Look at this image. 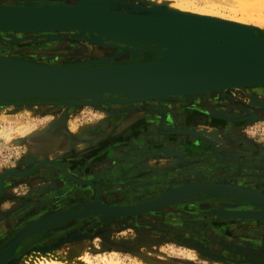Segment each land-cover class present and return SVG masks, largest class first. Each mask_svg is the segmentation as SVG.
Masks as SVG:
<instances>
[{
	"label": "rangeland",
	"instance_id": "374dc122",
	"mask_svg": "<svg viewBox=\"0 0 264 264\" xmlns=\"http://www.w3.org/2000/svg\"><path fill=\"white\" fill-rule=\"evenodd\" d=\"M122 1L146 4L147 0ZM182 1L194 2L200 7L207 5L215 6L217 11L222 14V16L227 18L235 15L236 5L238 4L236 0ZM239 15L240 14L237 12L236 17H239ZM257 22L262 28L259 33L264 34V17L259 19ZM41 36L42 35H30L16 37L24 38ZM78 42L79 41L73 38H63L61 40L45 39L43 41H25L14 47L18 48V50L12 49L13 52L9 55L13 58H24L21 56L30 57L29 60L33 62L45 61L44 56H46L48 59H52V64L63 62L68 65H72L76 62V64L82 63L81 61H84L85 59L90 61L89 58L93 59L94 57H97L93 55L84 57L80 55L71 56L73 52L72 47ZM4 45L5 46L0 45V48H11L7 44ZM54 48L58 49L50 50ZM49 52H57V54L50 56L47 55ZM102 55L103 53L100 52V55L98 56ZM145 55L149 57L148 52L145 53ZM37 56H40V58ZM67 56L71 57L66 58ZM59 57H65L66 60L65 58H63L65 61L60 60L58 59ZM42 58L44 59L42 60ZM109 58H112V60L117 63H124L128 59L125 54L113 55ZM25 102L27 103H24L19 107H14L13 103L15 102H6L10 104L0 107V174L4 173L5 175L7 172L11 173V177L5 175V180H7V182L5 184V189H3L2 192L0 191V208L6 212V217H11L10 219L12 223L14 221L12 226H4L6 227V230L3 229L5 230V233L0 239V247H2L3 243L10 238L13 231H16L28 220L33 218L36 219L39 210H37L35 216H31L30 218H27L26 216L27 219H20V217H22L21 215H28V213L32 210V208L28 209L29 206H33V208L36 207V209L39 207L37 204L39 199H35L34 201L31 200L32 198H36V195L33 196L34 193H37L38 195L50 194V197L53 198V200L63 202V207L68 204L67 202H64L63 197L70 194L71 188L69 189L63 187L65 183L57 180L60 177V173L64 175L60 169H53L45 165H37V167L33 169V174L31 172L29 175H22L23 177H20L17 174L18 170L22 172L30 170L34 163L31 162L33 158L30 159L29 156L41 155L44 158L49 157L54 160L64 161V158L60 155L63 151L68 150L73 153L71 156L72 161L70 160L72 164L75 165L73 167L76 171H80L82 167V160L79 159V156L80 150L82 146H84V143L81 142L86 140L85 138H81L83 137L82 134L84 133V130H86L85 132L88 134L91 127L99 125L102 117L106 115V113L96 105H87L78 109L74 107L69 108V114L71 115L68 114L69 116H66L69 118V122L67 121L68 123L66 122V125L61 122L58 124V128L67 129L68 132L60 131L56 140L47 144L48 140L42 141V135L47 134L49 130L48 123L51 118H56L57 116L55 115L59 114V112L55 111V108H57L58 105H54V107L53 105H50L44 107L43 109H37L38 107L35 106L31 108L30 103H28H34L37 102V100H29ZM199 103L200 102L197 103V106H199ZM262 103L263 102L259 104H244L239 102L235 104L228 103L229 105H226L229 106V110L227 111L229 116L227 118L218 117L215 115V112H210L208 114H204V121H202V123L195 120L191 121L190 127H179L174 129L169 135H165L166 132H169L167 130L169 127L165 126L160 129L159 136L163 138L170 136L175 138L180 137V139L183 138L188 142L189 147H198L196 149L207 151L210 149V145L207 144V141H209L207 138H209L212 133L217 131L219 138L212 135L211 143L214 146L215 152L217 151V148L220 152H223L220 153V155L228 161L230 166L227 167L222 165L220 160L213 156L210 157L205 155L195 159L194 161L202 159L207 160L208 162L216 160L221 164L220 166L214 165V167L210 170H207V172H209V174H207V179H209V181L233 182V179L235 178L233 183H241L245 185L250 184L252 185V188L259 190L262 189V191H264V104ZM25 106H28L27 109ZM162 106L164 107V105ZM59 109H62V107H59ZM106 109L108 108H105V110ZM132 112L133 111H126L125 113H120H123L125 114L124 116H126ZM157 116H159L160 119L164 117L162 112L157 114L156 117ZM241 116L245 117L243 118ZM172 117L173 116L170 115L167 116L163 120V123ZM234 117L235 119H233ZM237 117L240 119H237ZM117 118L122 117H116V119ZM149 122L150 121L144 120H140L139 122V126L146 125V134L149 132ZM199 123L201 124L200 126L194 127V125H199ZM119 125L120 124L118 122H115L114 126L111 125V129L114 128L115 136L109 142L101 145L94 144L89 147V150H95L92 154L102 152L104 150L111 152L112 157H116V159H118L119 154L125 156L132 155L130 150L133 149V151L137 150L138 154H143V156H145L144 159L138 158L137 163L134 164H131L133 161L132 159L129 160V163L134 167L140 168L146 164H149L150 166L152 164H160L159 161H161L164 157L155 154L151 158H146V156L149 155L147 151L140 150L142 149L140 148V145H133L136 141L134 138L135 136H120V133H125L127 128L116 129L115 127ZM129 125L135 126V124L132 123ZM38 132H40V134L36 135ZM187 132H191L190 134L192 135L196 134L197 137H194V135L191 136L182 134ZM68 134H70L72 139L66 136ZM83 135H85V133ZM189 138H191V140ZM202 139L205 141H202ZM159 146H163V144H154L153 147L158 150L160 148ZM43 147L45 148L43 149ZM171 147L176 148L178 146L176 143H173ZM157 154H160V152ZM100 157L101 156L98 158ZM138 157H140V155H138ZM40 158L41 157H38L36 161L40 160ZM194 161L181 163L177 168L170 171L168 168H165L163 171L158 169L154 170L151 166V169H146L140 173L141 182L137 183H134L136 180L133 179L132 175H126L124 180L119 177H106L102 179L103 183H97L101 185H99L100 188L97 189L94 194L96 195L99 193L100 198L97 200L109 204L107 203L108 201L103 198L102 191L103 189H106L104 193L111 191V187H113L111 185H115L118 187L115 192L120 194L123 193V196H121L118 201L111 200V203H127L139 201L141 199L144 200L145 198L151 196L149 194L155 195L154 193L157 194V192L162 190H157L153 182L158 180L157 177L159 175H167L169 173L170 175L178 173V180H180L178 182L180 183H196V181L200 180H196L198 173L202 174L205 166H190V164ZM124 163V161L121 162V164ZM244 163H247V169L244 170L241 168L239 176L232 175L234 170H236L239 165H243ZM190 167L198 168H195L193 174H184L186 173L187 168ZM59 170L60 173H57ZM117 170L124 171V167L120 166ZM212 171L217 172V175L210 174ZM46 173H48V175ZM107 174H111V172H108ZM35 175L41 177H36ZM168 177L169 176H165L164 178ZM47 179L56 180L53 181L55 184L52 183V185H50ZM35 182L38 183L37 187L34 188V193L29 194V187L31 186V183ZM120 183L121 185H118ZM146 184H148L147 187L145 186ZM42 185L44 188L41 189ZM74 185V182L70 183L71 187ZM140 186H145V191H142L144 189ZM75 188L83 189L82 191H86V193L83 196L81 194L73 195V197L67 199L72 202L70 204L77 203L76 205H78L79 203L84 202L85 200H90L91 197H94L92 192H88L91 188L89 186L76 185L73 189ZM131 189L132 191H130ZM94 191L95 190H93V192ZM127 194L135 195V200L123 199ZM195 196L202 198L192 201L189 205H172L161 209V211H153L147 216L139 218L122 216L114 217L111 218V224H107L106 221L97 223V218L84 220L86 218L81 217L75 219L74 221H68L59 225V227H56L57 229L54 228L52 232L66 228L67 232L70 233L66 237V240L74 238L73 248L79 251L78 254H82L84 252L89 254L90 258L94 262H97V264H107V262H110L111 264H116V262H118L117 264H234L237 261H247L251 262V264H264V220L245 219L236 221L230 218H223L222 214L224 210L234 207H244V205L240 203L237 204V202H235L236 199H220L213 193H206V196L203 193H198ZM34 202L35 205H32ZM40 207L43 206L40 205ZM220 208H222L223 211ZM214 210L219 211L221 214L216 215L211 212ZM10 219L5 222L10 221ZM15 223H17L16 226H14ZM107 226H109L108 230ZM142 236L143 238H141ZM33 241L28 240V238L24 241L21 240L17 250L14 253H11L4 264H14V262L18 259L20 251L24 248L27 249ZM1 251L2 249L0 248V252ZM116 254V257L118 258L111 260L110 257ZM103 255H108L106 261H104L105 263H102L101 261ZM71 258V256L69 258L66 257V261L64 263L66 264L68 262L67 264H72L70 261H73L74 259Z\"/></svg>",
	"mask_w": 264,
	"mask_h": 264
},
{
	"label": "bare ground",
	"instance_id": "6f19581e",
	"mask_svg": "<svg viewBox=\"0 0 264 264\" xmlns=\"http://www.w3.org/2000/svg\"><path fill=\"white\" fill-rule=\"evenodd\" d=\"M26 1H30L32 2V4L33 3L36 4L31 6H39L44 8L56 4L69 5L68 4L69 0H0V4L7 6H22V4L23 5L26 4ZM236 1L238 2V4L236 5L235 15L233 17L227 18L222 16V14H220L217 11L215 6L207 5L200 7L194 2H185L182 0H147L146 4H140L136 2L134 3V2L122 1V0H77L76 2L81 4L77 7H74L77 9H71V8H63V9L68 11V14L79 12V14L77 15L88 14V15L104 16V17H106L107 15L111 17V21L115 22L117 24V27L120 28L121 31H97V30H85V29L29 31V30H19V29H0V45L5 46L4 44H7L8 46L11 47V48H7V47L0 48V57L11 60H17V61H25L28 63L39 64V65L44 64V65H55V66H85V67L117 66L121 64L130 66L137 63H154V62H150L152 61V59H155L158 62H170L171 60L186 61L190 57H193V55H196L198 52L208 49L213 45L217 44L218 41L216 37L221 35V33L228 34L232 32H240L241 34L247 36L254 34L255 36L264 37L263 33H259V31L262 28L259 26L260 24L257 22L259 19L264 17V0H236ZM114 12H118V13H114ZM124 12H126L125 15H122L121 13ZM237 12L240 14L239 17H236ZM0 15H6V14L0 13ZM12 15L13 17H16L19 16L20 14L19 12L15 11ZM123 30L125 31L127 30L128 32H125ZM130 30H132V33H129ZM134 31L137 33H133ZM2 33H8V35H11V37L9 38L12 39H4L1 35ZM158 33H159L158 38L160 37V39L156 38V35ZM52 34L79 35L75 39L79 42L76 45H73L72 47L73 52L71 56L80 55L84 57L88 55L90 56L93 55L97 57H94L93 59L89 58L90 61L88 59H85L84 61H81L82 63L79 64H76L77 63L76 62L72 65H63V64L49 63L52 60L48 59L46 56H44L45 59L42 58V60L44 59L45 61H40L41 62L40 63L38 61L37 62L30 61L29 60L30 57L21 56L24 57L25 59L13 58L11 57V55H9L13 52V50H18V48H14V47L20 45V43H18L20 40H24L25 42V40L27 41L28 39L34 38V37L17 38L16 36L42 35L41 37L45 38L43 36L52 35ZM141 34L154 36L155 38L154 42H151L150 40H146L140 37L139 35ZM158 49L161 50L163 54L157 51ZM100 52L103 53L102 56H98L100 55ZM147 52L149 53V57L145 55V53ZM123 54L127 55V57L132 54L135 58L131 59L128 57V59L124 63H120L119 61H118L119 63H117L113 61L112 58L111 59L109 58L113 55H123ZM71 56H67V58H70ZM37 57L40 58V56ZM200 59H205V58H200ZM32 78H33L32 76L27 75L26 80L23 81L24 83L23 87H27L28 85L27 83H29V81L32 80ZM38 78H36L35 80H38ZM86 80H89V78L84 79V81ZM91 80H93L96 83V85L100 86V88L102 87V89L93 91L92 95L90 96L73 97L71 98V100L70 98H64V97L38 98L34 96H28V97L26 96V97H20L19 99L5 98L0 101V107L10 104L6 102H15L13 103L14 107H19L22 106V104L27 103L25 101H29L32 99L37 100V102L34 103L28 102L30 103L31 108L35 106L38 107L37 109H41V108L43 109L46 106L53 105L54 107V105H58V107L55 108L56 109L55 111L59 112V114L55 115L57 116L56 118H51V120L48 123L49 130L47 134L42 135L43 138L42 141L48 140L47 144L54 142L60 131L68 132L67 129L58 128V124L61 122L62 124L66 125V122L69 120V118L66 117L70 112L69 108L74 107L78 109L87 105H94V106L96 105L98 108H100L102 111L106 113V115H104L103 117L101 116L102 119L100 120L99 125L92 126L88 134L85 132L86 130H84L85 135H83L84 133L82 134L83 137L81 138H85L86 140L81 142L84 143L83 144L84 146H82L79 156L80 157L79 159L82 160L81 163L82 167L80 171H76L75 168L73 167L75 166L71 162L72 161L71 156L73 155V153L68 150L63 151L62 154L60 155L64 158V161L54 160L49 157L44 158L41 155L29 156L30 159L33 158L31 162L34 163L33 166H35V168L37 167V165L38 166L45 165L51 167L50 164H55L60 166L64 171V175H62L59 170V172L57 173H60L59 174L60 177L57 180H60L61 182L65 183L63 187L69 189L71 188V190L68 196L63 197L64 202L68 203L64 207L62 206L63 202L58 200H53V198L50 197V194L36 195L35 199H39V201L37 202L39 207L36 209L35 207L33 208V206H29L28 209L32 208V210L28 213V215L20 214L22 216V217L19 216L20 219L23 218L22 220H24L27 219L28 217L30 218L31 216H35L37 210H39L36 219L33 218L35 220L33 219L28 220L26 223L23 224L25 225L23 228L29 226L28 228H26L27 231H33V230L36 231L37 229L39 230L41 228H45V229L40 231L38 237L34 239V241L27 249L24 248L23 250L20 251L18 259L16 262H14V264H65L64 262L66 261V257L69 258L70 256L72 257L71 259H74L73 261H70L72 262V264H97V262H94L90 258L89 254L85 252L82 254H78L79 251L73 248L74 238L66 240V237L70 234L67 232L66 228L52 232L54 228L56 227L58 228L59 225L63 223L78 219L73 216L75 215V211H72V209L70 210L67 207L69 203H71L67 199L73 197V195L81 194L83 196L86 193V191H82L83 189H76V188L73 189L74 186L83 185V186L91 187L88 192H92L94 197H91L90 200H85L84 202L81 203L85 212H89L91 214L101 212L99 210L101 209L100 208L101 206L119 204L114 202L111 204H106L103 203V201L101 202L97 200L100 198L99 193L96 195L94 193L96 192L97 189L100 188L99 185H101L97 183H103L102 179L106 177H111V178L119 177L124 180L126 175L129 176L132 175L133 179L136 180L134 181V183H137V182H141L140 173L146 169H151V166L153 167L154 170L158 169L160 171H163L165 168H168L169 170H173L174 168H177L178 165H180L181 163H189L201 156L208 155V150L203 151L202 149L201 150L196 149L198 147L191 148L189 147L188 142L185 141L183 138L180 139V137L175 138L173 136L163 138L159 136V131L161 128L168 126L169 128L167 130L169 132L166 133L163 132V133H165V135H169L170 133H172L174 129H177L179 127H184V126L190 127L191 121L195 120L202 123V121H204L203 118L204 114H208L210 112H215V115H217L218 117L227 118L229 116L227 112L229 110V106H226L229 105L228 103L235 104L239 102L244 104L245 103L259 104L263 102L262 104H264V82L262 81L257 83L231 85L217 89H207V90L194 91V92H180V93L156 95L151 97H138L137 94H139V92L149 91L152 88L153 84L157 86L156 84L157 82H151V81L144 82L143 84L133 89L132 91L125 92L126 94L125 93L114 94L111 92V89L105 88L107 84L105 83L102 74L100 73L96 74L94 77L91 78ZM58 83L67 84V87L69 86L68 85L69 82L65 80H59ZM71 83L79 84L80 82L77 80V81H71ZM109 85H111V83H109ZM21 86L22 84L20 79L15 75L0 76V90L3 89L9 92H14L18 89V87ZM91 90L92 89H90V91ZM127 95L130 98L129 97L127 98L126 97ZM91 100L92 102H90L91 104H89V101ZM198 102H200L199 106H197ZM162 105H164V107ZM25 107L27 109L28 106ZM59 107H62V109L64 110L59 109ZM105 108H108L110 112L108 109L105 110ZM126 111H133V112L129 113L126 116H124L125 114L120 113V112L125 113ZM160 112H162L164 115L163 118L161 117L162 119H160L159 116L156 117V115L159 114ZM169 115L173 117L166 120V122L163 123V120ZM116 117H122V118L116 119ZM241 117L244 118L245 116H241ZM233 119H235V117ZM237 119L240 118L237 117ZM140 120L150 121L148 123L149 132L147 134L145 132L146 125L139 126ZM115 122H118L120 124L119 126L115 127L116 129L127 128L125 133H120V136H129V137L132 135L135 136L134 138L136 141L135 143H133L134 146L140 145L141 146L140 148L145 149V148H155L153 147L154 144H163L162 146L164 148L163 151L160 152V154L156 153V155L164 157L161 161H159L160 164L159 163H158L159 165L152 164L151 166L149 164H146L140 168L134 167L131 164L137 163L138 158L140 159L145 158L143 154H138L137 150L133 151L132 155H128V156L119 154L118 159H116V157H112L111 152L104 150L102 152L92 154L93 152H95V150H89L90 146L94 144H99V145L105 144L109 142L112 138H114L115 132H114V128L111 129V125L114 126ZM131 123L135 124V126L129 125ZM200 123L199 125H194V127L200 126L201 125ZM190 133L187 132L182 134L191 135V136L194 135V137H197L196 134L192 135ZM39 134L40 132L36 133V135ZM212 135L219 138L217 131H215V133H212ZM212 135H210V137L207 138V140H209L210 142H212L211 141ZM66 136L72 139L70 134ZM189 139L191 140V138ZM173 143H176L178 147L172 148L171 146L173 145ZM44 148L45 147H43V149ZM192 149H194L195 151ZM216 152L218 154L223 153L220 152L218 148ZM147 153L149 155L146 156V158H151L155 155V154H151L150 152ZM91 154L93 155V157ZM138 155H140V157H138ZM99 156L101 157L98 158ZM38 157L41 158L40 160L36 161ZM131 159L133 161L130 164L129 160ZM122 161H124L125 163L121 164ZM220 162L222 163V165H225L227 167L230 166L228 161L225 160L224 158H220ZM191 165L205 166V168L203 169V173L202 174L198 173V176L196 177V180L200 179L199 181L196 182L201 183L200 186L204 188L206 186L213 187L214 185H219L220 190H224L226 188L230 189L234 187H238V188L241 187L252 191L255 190V192L257 191L264 195V191H262V189L259 190L252 188V185L250 184H246L248 185L246 186L245 184H241V183H233L235 181V178L233 179V182L212 181V180L209 181V179H207L208 177L206 174L207 170H210L212 167H214V165L216 166L221 165L216 160L209 163L207 160L199 159L192 162L190 166ZM120 166L124 167V171L117 170L118 167ZM246 166L247 163L246 164L244 163L243 165H239L236 168V170H234L232 175L239 176L241 168H244ZM17 172L18 174H21L20 170H18ZM108 172H111V174H107ZM46 174L48 175V173ZM165 176H169V177L164 178ZM36 177H41V176H36ZM157 179L158 180L153 182V184L156 186L157 190L162 189L160 193L165 192L170 187H174L172 185L176 186L178 184H181L180 182H178L180 181L178 180L179 179L178 173L172 175H170V173L167 175H159ZM47 180L50 185H52V183L55 184V182L53 181H56L49 179ZM5 182L6 180L4 181L0 180V187L2 190L5 187ZM71 182L75 183L73 187L70 186ZM118 185H121V183ZM111 186H113L111 187V191H107L105 193L104 191L106 189H103L102 191V196L106 201H108L107 203H109L111 200L118 201L120 200V197L123 196L122 195L123 193L120 194L115 192L118 187H116L115 185H111ZM42 188H44L43 185L41 186V189ZM31 190H34V188H32ZM93 190L95 191L93 192ZM181 190H182L181 192H184L185 190H187V188L182 187ZM32 193L33 192L29 194ZM207 194H209V192H207ZM149 195H153V194H149ZM135 197L136 196L133 194H127L126 197L123 199L135 200ZM223 197L234 198L236 199V201H238V198L236 197H229V196H223ZM127 201H133V200H127ZM139 201H143V199ZM135 202L137 201L127 202V203L131 204ZM100 204H104V205H100ZM40 205H42L43 207H40ZM163 206L164 205H161L159 207H163ZM167 207L168 206H164L161 209ZM256 208H260V207H256ZM249 209H245V210L247 211ZM64 210H66L67 213L64 214ZM238 210H243V209H226V213L228 212L231 213L233 211L235 213V211ZM80 211H82L81 208ZM237 213H242V211L240 212L238 211ZM63 214L68 216L66 217L67 219L64 222L50 225L54 223L58 218L63 217L64 216ZM105 221L107 222V224L112 223L111 219ZM23 225H21L18 229H20ZM109 226H107V230L109 229ZM141 238H143V236ZM8 242H10V239L1 247L2 251L0 252V264H4L5 261L8 259V257L11 255V253H14L20 245V240H19V242L14 247L12 246L13 250L11 251L12 248H10L9 249L10 253L9 252L7 253L6 250L8 249V246L11 244V242L10 244ZM116 256L117 254L114 256L112 255L110 257L111 260L114 258H118ZM107 257L108 255L102 256L101 258L102 263H105L104 261H106ZM117 263L118 262H116V264ZM236 263L251 264V262L242 263L238 261ZM107 264H111V263L107 262Z\"/></svg>",
	"mask_w": 264,
	"mask_h": 264
},
{
	"label": "water",
	"instance_id": "95a60500",
	"mask_svg": "<svg viewBox=\"0 0 264 264\" xmlns=\"http://www.w3.org/2000/svg\"><path fill=\"white\" fill-rule=\"evenodd\" d=\"M76 1L77 0H69V5L56 4L47 6L45 8L39 6H31L36 4H32V2L30 1H26V4H22V6H7L0 4V13L7 15H0V29H19L29 31L66 29L121 31V29L117 27V24L111 21V17L107 15L106 17L88 14L77 15L79 14V12L68 14V11L63 9H77L74 7H77L81 4ZM28 2L31 4H29ZM15 11L19 12L20 15L13 17L12 14ZM125 13L126 12L121 14L125 15ZM125 32L128 31L126 30ZM129 33H132V30H130ZM133 33L137 32L134 31ZM78 36L79 35L77 34H52L47 36V38L34 37L28 39L27 41H43L45 39L61 40L65 37L67 39L75 37L74 39H76V37ZM139 36L146 40H150L151 42H154L155 39L152 35L141 34ZM158 36L159 33L156 35V38L160 39V37L158 38ZM216 39L218 41L217 44L208 49L198 52L196 55H193V57H190L186 61L171 60L170 62H158L157 60L152 59V61L150 62L154 63H137L130 66L125 64L99 67L55 66L44 64L39 65L28 63L25 61H17L0 57V76L15 75L20 79L22 84V86L18 87V89L14 92H9L1 89L0 101L5 98L19 99L20 97L26 96H34L38 98L64 97L70 98V100L73 97L90 96L92 95L93 91L102 89V87L100 88V86L96 85V83L91 80L92 77L99 73L102 74L103 79L107 84L105 88L111 89V92L114 94L125 93L128 91L130 92L133 89L139 87L144 82H157V86L153 84L152 88L149 91L139 92V94H137L138 97H151L156 95L180 92H194L207 89H217L231 85H243L261 81L264 82V37L255 36L254 34L247 36L241 34L240 32H232L228 34L221 33V35L216 37ZM21 42H24V40H20L18 43ZM157 51L163 54L161 50L158 49ZM128 57L131 59L135 58L132 54ZM27 75H30L33 78L29 81V83H27V87H23V81L26 80ZM36 78H38V80H35ZM85 78H89V80L84 81ZM59 80H65L69 82V86L67 87V84L58 83ZM77 80L80 82L79 84L71 83V81ZM109 83H111V85H109ZM90 89L92 90L90 91ZM126 97L128 98L129 96L127 95ZM90 102H92V100L89 101V104H91ZM202 141L205 140L202 139ZM207 144L210 145V149H208V156L216 157L218 160H220V158H224L220 155V153L218 154L217 152H215L214 146L210 141H207ZM163 149L164 148L162 146H160L158 150L156 148H142V150H146L151 154L162 152ZM130 152H133V149H131ZM50 166L53 169L59 168L64 174V171L60 166L55 164H50ZM34 168L35 166L32 165L29 170L30 172L21 171V174H18V172L17 174L19 176L29 175L31 172L33 173ZM195 168L198 167L187 168V171L184 174H193ZM242 169L245 170L247 169V167H244ZM214 171H212V173L210 174L217 175V172ZM206 174H209V172H207ZM5 175L11 177V173L9 172H7V174ZM5 175L4 173L0 174V180L4 181ZM200 184L201 183L197 182L181 183L174 187L168 188L165 192H163L164 194L160 192L157 194L154 193L155 195H151L143 201H137L131 204H100L104 205L100 207L101 209H99L101 212H97L94 214L85 212L81 204L82 202L78 205H76L77 203H69L70 205H68V207H70V210L72 209L73 211H75V215H73L75 218H86L84 220L97 218L98 223L114 217L122 216L139 218L147 216L153 211H161V208H163L164 206L169 207L172 205L174 206L183 204L189 205L192 201L202 198L199 196H195L196 194L203 193L205 195L207 192H209L217 195L220 199L223 200H235L234 198L223 196L236 197L238 198V201L235 200V202L244 205V207L230 208L243 209L244 211L238 210L239 212L242 211V213H237L238 211H235V213L234 211L231 213H226V210L223 211V209L220 208L223 211V218H230L233 220H264V195L260 192H255V190L252 191L241 187H234L230 189L226 188L224 190H220L219 185H214L213 187L206 186L204 188L200 186ZM145 186L147 187L148 185L146 184ZM145 186H140L142 189H144L142 191H145ZM182 187H186L187 190L181 192ZM0 191H3L1 187ZM130 191H132V189ZM109 204H111V202H109ZM161 205L164 206L159 207ZM80 208L82 211H80ZM245 209L249 210L246 211ZM211 212L215 213L216 215L221 214L219 211L215 210ZM65 213H67L66 210H64V214ZM66 217L68 216L64 215L50 225L62 223L67 219ZM16 224L17 223H15L14 226H16ZM24 226L25 225H23L15 232L13 231L14 233L12 232L13 234L9 238L11 244L10 242H8L10 245L8 244L9 246L6 250L7 253L9 252L10 248H12L11 251L13 250V247L19 242V240L24 241L28 238V240L33 241L38 237L40 231L45 229L41 228L39 230L37 229L36 231H27L26 228H28L29 226L23 228ZM8 240H6L3 244H5ZM234 264H236V262Z\"/></svg>",
	"mask_w": 264,
	"mask_h": 264
},
{
	"label": "crops",
	"instance_id": "0c3cea01",
	"mask_svg": "<svg viewBox=\"0 0 264 264\" xmlns=\"http://www.w3.org/2000/svg\"><path fill=\"white\" fill-rule=\"evenodd\" d=\"M36 185V186H35ZM37 187V182H35V183H31V186L29 187V189H30V191H29V193H31V192H33L34 193V190H31L32 188H36ZM4 189H5V187H4ZM35 195H38L37 193L35 194L34 193V195L33 196H35ZM32 201L33 200H35V198H32L31 199ZM32 205H35V202L32 204ZM36 208V207H35ZM8 209V208H7ZM5 214H6V212H4V210H2L1 208H0V239L2 238V236L4 235V233H5V230H6V227H4V226H12L13 225V223H14V221H13V223L11 222V217L10 216H5ZM7 218V219H6ZM10 219V221H8V222H5L6 220H9ZM14 219H15V217H14ZM10 223H11V225H10ZM3 229H5V230H3Z\"/></svg>",
	"mask_w": 264,
	"mask_h": 264
},
{
	"label": "flooded vegetation",
	"instance_id": "af4514ba",
	"mask_svg": "<svg viewBox=\"0 0 264 264\" xmlns=\"http://www.w3.org/2000/svg\"><path fill=\"white\" fill-rule=\"evenodd\" d=\"M2 35V37L4 38V39H7V38H9V37H11V35H8V33H2L1 34ZM58 48H54V49H50V50H57ZM53 54H57V52H49V53H47V55H50V56H52ZM59 54V53H58ZM63 58H65V57H62V58H58V59H60V60H64ZM67 58V57H66ZM66 58H65V60H66ZM50 60H52L51 58H49ZM48 60V59H47ZM64 60V61H65ZM72 60H76V59H72ZM35 61V60H34ZM49 63H52V61H50ZM57 64H63V65H68L67 63H63V62H60V63H57ZM32 100H34V99H32ZM1 248V247H0Z\"/></svg>",
	"mask_w": 264,
	"mask_h": 264
}]
</instances>
